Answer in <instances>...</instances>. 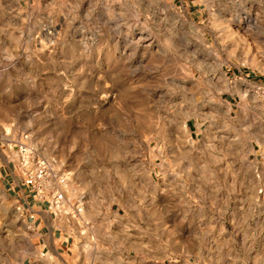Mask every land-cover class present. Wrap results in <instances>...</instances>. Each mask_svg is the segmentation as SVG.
Returning a JSON list of instances; mask_svg holds the SVG:
<instances>
[{"label":"rangeland","instance_id":"1","mask_svg":"<svg viewBox=\"0 0 264 264\" xmlns=\"http://www.w3.org/2000/svg\"><path fill=\"white\" fill-rule=\"evenodd\" d=\"M24 135L68 248L2 183ZM0 264H264V0H0Z\"/></svg>","mask_w":264,"mask_h":264},{"label":"built area","instance_id":"2","mask_svg":"<svg viewBox=\"0 0 264 264\" xmlns=\"http://www.w3.org/2000/svg\"><path fill=\"white\" fill-rule=\"evenodd\" d=\"M24 135L17 144L15 171L23 186L28 188L36 200L48 203L52 212L60 210L67 202L68 174L55 170L54 165L40 156ZM77 213L83 208L76 206Z\"/></svg>","mask_w":264,"mask_h":264},{"label":"crops","instance_id":"3","mask_svg":"<svg viewBox=\"0 0 264 264\" xmlns=\"http://www.w3.org/2000/svg\"><path fill=\"white\" fill-rule=\"evenodd\" d=\"M2 183L6 190L14 192V196L28 208L31 217H33L31 223L39 230L41 237L45 236V243H53L54 245L51 248L57 246L62 248L69 247L70 237H57L59 230L63 232L61 231L62 229L57 226V214H53L48 209L47 202H41L34 198L33 193L21 184L13 168H8V171L3 176ZM43 231L45 232L44 234H42ZM58 239L60 240L59 242L57 241Z\"/></svg>","mask_w":264,"mask_h":264},{"label":"bare ground","instance_id":"4","mask_svg":"<svg viewBox=\"0 0 264 264\" xmlns=\"http://www.w3.org/2000/svg\"><path fill=\"white\" fill-rule=\"evenodd\" d=\"M246 22V23H248V24H250L251 23V25L252 24H254V22H253V20L251 19V18H249V17H244V18H242V19H240V22ZM195 27H193V29H194ZM194 32V31H193ZM225 103V102H224ZM223 103V104H224ZM225 106H226V110L227 111H229V109H230V107L225 103Z\"/></svg>","mask_w":264,"mask_h":264}]
</instances>
